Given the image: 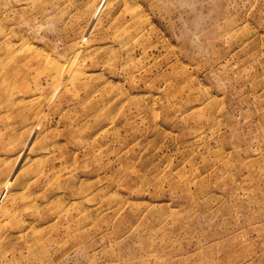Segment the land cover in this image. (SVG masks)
<instances>
[{"label":"rangeland","instance_id":"1","mask_svg":"<svg viewBox=\"0 0 264 264\" xmlns=\"http://www.w3.org/2000/svg\"><path fill=\"white\" fill-rule=\"evenodd\" d=\"M0 264H264V0H0Z\"/></svg>","mask_w":264,"mask_h":264}]
</instances>
